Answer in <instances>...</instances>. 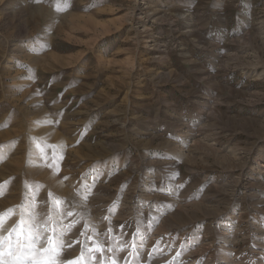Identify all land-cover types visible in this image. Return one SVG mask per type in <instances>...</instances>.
Instances as JSON below:
<instances>
[{
  "label": "rangeland",
  "instance_id": "374dc122",
  "mask_svg": "<svg viewBox=\"0 0 264 264\" xmlns=\"http://www.w3.org/2000/svg\"><path fill=\"white\" fill-rule=\"evenodd\" d=\"M29 235L264 264V0H0V260Z\"/></svg>",
  "mask_w": 264,
  "mask_h": 264
},
{
  "label": "snow or ice",
  "instance_id": "6c2138e0",
  "mask_svg": "<svg viewBox=\"0 0 264 264\" xmlns=\"http://www.w3.org/2000/svg\"><path fill=\"white\" fill-rule=\"evenodd\" d=\"M22 231H17V237H21ZM28 242L23 243L21 239H17L15 248L8 253L9 256L14 257V259L11 260H0V264H41L40 261L36 260H29V255L31 253V249L33 247V241L31 239V236L27 238ZM34 255V253H31ZM69 264L71 262L69 261Z\"/></svg>",
  "mask_w": 264,
  "mask_h": 264
},
{
  "label": "bare ground",
  "instance_id": "6f19581e",
  "mask_svg": "<svg viewBox=\"0 0 264 264\" xmlns=\"http://www.w3.org/2000/svg\"><path fill=\"white\" fill-rule=\"evenodd\" d=\"M197 214V213H196ZM175 225V224H174ZM162 228V227H161Z\"/></svg>",
  "mask_w": 264,
  "mask_h": 264
}]
</instances>
